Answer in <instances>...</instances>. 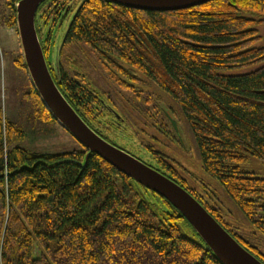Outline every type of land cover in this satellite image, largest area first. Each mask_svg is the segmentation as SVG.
<instances>
[{"label":"trees","instance_id":"1","mask_svg":"<svg viewBox=\"0 0 264 264\" xmlns=\"http://www.w3.org/2000/svg\"><path fill=\"white\" fill-rule=\"evenodd\" d=\"M18 1L8 2L12 14L6 25L12 29ZM57 1L53 14L75 4L71 56L89 50L128 93L143 85L138 73L164 91L184 113L204 171L264 237V178L244 169L251 159L264 163V67L245 75L223 74L264 62V48L256 47L264 0H215L164 13L102 0ZM41 45L49 63V48ZM15 63L27 71L22 55ZM49 68L85 123L128 151V129L102 107L109 103L124 118L115 102L89 76L67 73L63 65L59 74L51 63ZM30 97L42 121L57 123L34 87ZM141 101L138 110L144 115L153 120L163 116L175 128L163 107ZM156 121L167 128L162 118ZM24 139V131L0 109V264H221L167 200L100 157L92 155L83 167L84 148L38 154L19 145ZM142 150L150 159L130 153L190 192L264 264L260 248L233 231L221 210L190 189L163 154L151 146Z\"/></svg>","mask_w":264,"mask_h":264},{"label":"rangeland","instance_id":"2","mask_svg":"<svg viewBox=\"0 0 264 264\" xmlns=\"http://www.w3.org/2000/svg\"><path fill=\"white\" fill-rule=\"evenodd\" d=\"M8 2L9 0H0V109L8 121L24 131L25 139L19 144L21 147L38 154H64L81 151L83 149L81 144L63 126L59 123H47L39 118L37 103L30 97L32 87H34L30 76L27 71L19 68L15 63L23 51L17 28L12 29L6 25L12 14ZM246 16L253 18L251 15ZM256 29L261 37L256 47L264 48V25H258ZM73 46L76 45L69 44L66 47H61L60 43L57 47L52 45L49 48L51 64L58 74L60 66L63 65L67 73L72 74L71 71L77 70L89 76L96 89L115 102L124 118L115 111L116 108L112 109L109 103H104L102 107L107 113L112 114L116 121L121 119L120 123L125 131L128 129L129 136L126 139L129 146L128 151L144 160L150 159V156L142 152L143 145L151 146L154 151L163 154L190 189L206 199L212 207L221 210L223 219L231 229L264 253V237L252 228L219 182L204 171L193 133L184 113L173 100L152 81L139 73L137 76L143 85H136L134 94L124 91L115 74L98 62L89 50H84L75 58L71 56L72 52L69 48ZM262 67H264V62L230 70L223 74L227 76L245 75ZM138 96L141 97L137 98ZM141 98L149 99L152 106L158 104L163 107L164 113L167 116L170 114L172 117L170 119L177 121L176 128L169 127V123L164 120L163 116L153 120L139 111L138 109L142 108L139 105H143ZM152 111L150 113L154 114V110ZM161 118L167 128H162L161 123H157L156 120L161 121ZM244 169L264 178V163L257 159H251ZM36 255L39 257L37 249Z\"/></svg>","mask_w":264,"mask_h":264},{"label":"water","instance_id":"3","mask_svg":"<svg viewBox=\"0 0 264 264\" xmlns=\"http://www.w3.org/2000/svg\"><path fill=\"white\" fill-rule=\"evenodd\" d=\"M47 1L19 0L15 5L22 56L32 84L45 107L57 123L88 152L82 166L85 167L90 157L96 155L146 190L163 197L188 221L196 235L221 264H263L227 232L190 192L127 150L108 142L90 128L69 104L51 74V54L48 63L37 33V14ZM102 1L137 11L164 13L200 7L215 0ZM172 122L176 128V122Z\"/></svg>","mask_w":264,"mask_h":264},{"label":"flooded vegetation","instance_id":"4","mask_svg":"<svg viewBox=\"0 0 264 264\" xmlns=\"http://www.w3.org/2000/svg\"><path fill=\"white\" fill-rule=\"evenodd\" d=\"M55 2L58 1H49L39 9L37 14L38 35L40 41L48 48L52 45L57 47L58 43L61 47L73 44L70 34L77 14L74 12L75 4L71 2L64 12L53 14L52 6Z\"/></svg>","mask_w":264,"mask_h":264}]
</instances>
